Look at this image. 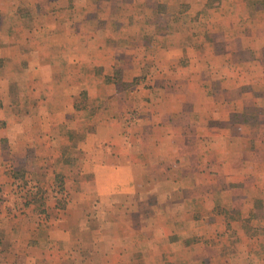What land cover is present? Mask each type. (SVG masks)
Returning a JSON list of instances; mask_svg holds the SVG:
<instances>
[{
  "label": "rangeland",
  "instance_id": "rangeland-1",
  "mask_svg": "<svg viewBox=\"0 0 264 264\" xmlns=\"http://www.w3.org/2000/svg\"><path fill=\"white\" fill-rule=\"evenodd\" d=\"M58 1L0 0V210L22 214L31 207L34 215L25 214L14 224L0 218L7 232L0 233V263L10 258L7 241L21 237L37 248L66 250L63 264H264V42L254 39L264 36V0H204L199 10L201 0H112L110 5L127 6L123 12L113 9V19L146 24L119 34L140 37L141 50L135 52L143 64L139 75L125 81L121 61L115 60L103 84L123 90H106L102 98L94 96L88 76L96 56L76 65L63 58L90 54L89 44H79L88 37L97 39L101 54L104 40L117 35L115 27L104 25L101 9L107 0H88L87 10L98 9L93 18L73 12L83 0H66V8H55ZM165 9L169 17L159 15ZM41 14L36 27L34 18ZM61 16L65 23L57 20ZM259 16L262 21L253 26ZM170 18L169 28H155L170 24ZM205 30L204 42L210 39L216 51L226 47L225 59H210L212 75L204 76L205 81L226 80L204 96L212 116L230 111L226 122L215 121L226 124V135L185 137L167 146L157 141L147 151L127 149L141 114L166 120L176 113L162 112L159 100L173 92L152 81L160 84L153 77L162 71L181 76L183 63L160 62L159 40L173 36L176 55L185 43L187 56L196 57L200 50L191 37L201 39ZM41 49L53 51L61 65L70 64L65 76L49 68L50 75L72 88L60 94L52 86L45 93L48 106L45 95L31 91V80L38 87L37 76L17 62L25 58L20 54L33 56ZM221 69V75L213 73ZM160 79L171 88L177 83ZM135 85L144 89L141 95L133 91ZM179 115V123L170 124L186 133L189 120L202 113L188 101ZM177 144L181 151H175ZM13 226L38 230L31 239L32 234L13 232Z\"/></svg>",
  "mask_w": 264,
  "mask_h": 264
},
{
  "label": "crops",
  "instance_id": "crops-1",
  "mask_svg": "<svg viewBox=\"0 0 264 264\" xmlns=\"http://www.w3.org/2000/svg\"><path fill=\"white\" fill-rule=\"evenodd\" d=\"M58 0H55V3ZM124 1H128V0H124ZM58 2H60L61 4H57L55 8H66L67 6V1L65 0H59ZM110 2H112V0H107V5L102 6V13H103V17L105 18V26H111L112 28H116L117 29V35H113L111 34L107 39V41L104 40V42L106 43V45L102 46L100 48L101 50V54L97 52V48H98V43L96 45V38H91L88 37V40L82 39L81 41H79V44H89V49L88 52L90 54H86V55H82V54H74L72 56L68 55V59L63 58L64 61L67 62V60H74V65H76V63L81 62L82 58L88 59L91 58V56H96V60L95 62L91 65L92 67H90V75L91 78H93V84H92V90L95 91L94 96L98 97V98H102L105 91L108 90H113L115 92H120V89L117 85L112 84V83H108V84H103V79H104V75L108 76L110 74H112V69L110 70L108 69L111 65H113L115 63V60L117 61H121L118 62V64L120 65V69H122V79L125 81H131L132 78L136 75H139V72L141 70V66L143 64L141 57H139V59L141 58V60L138 62L136 61L138 58H136V52L135 51H140L141 49V40L139 36H131V35H119L121 32H124V29H126L127 34H129V28L131 27H136L138 29L140 28H145L146 24L145 22L143 23H138V21L133 20V21H129V22H125V20H127V18L125 19L124 17L120 18V17H116V20L113 19V9L116 12H123L127 6L124 3H112V5H110ZM201 5H196L197 9L199 10L201 7H203L204 4V0H201ZM79 4V7L77 6H73L72 10L73 12H75V14H83V15H87V16H91L93 18V16L95 15L93 12L98 11V9H86V6H90V4L88 3V0H83V1H79L77 2ZM100 3H104V0H101ZM109 3V4H108ZM188 3H190V6H192V1H189ZM74 5V4H73ZM116 5V6H115ZM112 6V7H111ZM242 6V5H241ZM241 9L243 8L244 10V6L240 7ZM220 9V7L218 8ZM44 10V9H42ZM62 10V9H61ZM64 11V10H63ZM167 15L169 17V12L167 11V9H165L164 11H160L159 15ZM61 15V14H60ZM261 15V14H260ZM59 16V12L58 14L55 16L57 17ZM63 16V15H62ZM58 17V21L60 20L61 22L65 23L66 18L65 17ZM42 17V14L37 16L36 18H34L35 20V24L37 27V20H40V18ZM46 18V16H45ZM173 18V16L171 17ZM171 18H170V24L167 23H157L158 28L162 27V28H169V26L171 25ZM110 19V20H109ZM261 20L260 16L258 18H256L255 20H252V25L253 26H258V21ZM88 21H91V19H89ZM262 21V20H261ZM186 22V21H185ZM263 22V31L262 34H264V21ZM19 24V22L17 21V25ZM94 25V23H92ZM129 24V25H128ZM251 26V25H249ZM95 27V25H94ZM206 31V32H205ZM201 37V39L197 38L196 36H192L191 38L196 40V43H194L192 41V44H195L196 47L199 48V52H197V56H193V57H189V55L187 56V54L185 53V48L186 46L184 45L185 43H182V48H180L181 52H179V54L176 55L175 53V49H176V44H178L177 41H174V39H171L173 36H158L155 35V39L156 38H162L159 41V45L161 46V48L159 49L160 55L163 56V58H158L160 60V62H162L163 64L167 65V64H171V63H175V65H177L178 63H183V67L180 69L179 74H182L181 76L178 75H166L164 71H162L160 74L156 75L155 79H158L160 81V84H156V82H153L152 86H160L162 88H160L161 90H170L173 93H178L177 97L178 99H176L173 96V93L170 94L169 98H165V96L162 97V99L159 100V104L161 105V107H164V109L162 110V112H176L174 114H170L168 117H166V120H163L161 118V115L158 114H154L152 115V113L150 114H141L142 116L140 117V119L138 120L137 123V130L138 133L136 134V136H131L130 141L126 142L125 146L127 149L134 151L136 150H143V151H147V146L151 145L152 147H154L155 143L157 141H164V146H167L168 144L173 142H178V140L180 139H185V137L187 139H207L209 138V136L212 135L213 138L219 139V137L221 136V138H223V135H226L225 133V127L223 124V126H218L216 125L215 121L217 122H226L228 113L230 111H227L225 114L221 115L220 117H215L212 116L210 112H208L211 108V106H208L207 100L204 97L206 94H208L209 91L214 90L215 88H218L220 85L225 86L223 83H225V81H220V77H217V81L215 82L214 80H208L205 81L204 80V76L205 78L209 79L208 77H210L212 75V69L211 66L209 65V60L212 59L214 61L216 60H222L225 59V54H224V50H225V46H223V51H221L220 49L218 51H216V49H218L217 47L215 48V44L211 43L210 39H207V42H204L205 39V35L207 36V33L209 32V30H205ZM260 29H257L256 32L258 33V35L260 34ZM151 32V31H150ZM190 35H186L185 40H188V38H190ZM141 36V35H140ZM108 37V36H107ZM133 38V39H131ZM167 38V39H165ZM209 38V36H208ZM256 41L257 40H261L262 42H264V36L263 38H261V36H258L256 38H254ZM203 40V41H202ZM18 41V40H17ZM43 42V41H42ZM144 42V41H143ZM164 42V43H163ZM183 42V39H182ZM30 43V42H28ZM76 43V42H75ZM74 43V44H75ZM153 43V42H150ZM110 44V45H109ZM263 44V43H262ZM62 45L64 46V42H62ZM137 45L139 47H137ZM212 45V46H211ZM159 46V47H160ZM214 48V49H213ZM2 49V48H1ZM126 51V52H124ZM158 51V50H157ZM157 51H155V53H157ZM30 51H27L23 54H20V56L25 54V58L24 59H19V57H17L19 61H17L20 65H22L24 68V70L27 73H32L35 74V76H37V80H35V82L37 83L38 87L34 88V84H32V80H31V91L33 90L34 92L39 91L38 93H42L43 95H45V93H49L50 90L52 89V86H57V92L58 93H66L68 91L71 90L72 87L70 86H66L65 83L63 81H58V77L56 78L54 76V74L50 75L48 73L49 68L52 71H57V75L61 76V75H66L67 74V70L66 68H68L70 66L69 63H64V65H61L59 63L58 60V55H55V53H53V51H47L44 49L38 50L33 56H30ZM81 53V52H80ZM123 54V55H121ZM126 54L133 60L129 59L126 61V58H124V56H126ZM123 56V58H121ZM64 57H66L64 55ZM145 58V57H144ZM147 59V58H145ZM151 60H154V54L153 56H151L150 58ZM58 61V62H57ZM121 64H123L121 66ZM208 70H205L204 68H206ZM116 68V67H114ZM180 68V67H179ZM218 75L222 74V69L220 72H218V70L216 72ZM76 74V72L74 73ZM169 77L171 79H175L177 80L176 85H174L173 88L171 87H167V81H162L160 78L163 77ZM51 78L52 82L48 81V78ZM99 77V78H98ZM151 82V84H152ZM215 83L217 85H215ZM219 83V85H218ZM111 86H113L111 88ZM139 86V85H138ZM138 86H134L133 87V91H139L137 92L138 95H141L144 89L140 88L138 89ZM135 87H137V89H135ZM111 88V89H110ZM153 89H156L154 87H152ZM128 91V88H127ZM152 91V90H151ZM137 93H135V95H137ZM50 94V93H49ZM46 96V95H45ZM66 97V94H65ZM106 98H108V96H106ZM181 99V100H180ZM48 100V96L45 97V102ZM181 101L180 103H178V101ZM191 101L194 103V108L195 109H199V111H201L202 115H198L196 117V119H190L189 120V124L191 125L190 128H187V132L185 133L183 130V127L181 128L180 126H173L171 123V121H174V123H176V125L179 123L180 120V116L179 112L181 111V107L183 104H185V102ZM43 101V102H44ZM39 103V101H37ZM45 102H44V106H45ZM177 102V103H175ZM37 103V104H38ZM139 103V101L133 102V104H137ZM46 105L48 106L47 102ZM144 109V108H143ZM175 118V119H174ZM196 120H201V121H196ZM211 122H214L211 125ZM160 123V125L157 126V124ZM188 123V122H187ZM136 129V127H135ZM227 131V130H226ZM134 133V132H133ZM132 133V134H133ZM2 139V134L0 132V140ZM146 145V149H144L143 147ZM178 147L175 149V151H181L183 149L182 146H179V144H177ZM182 145V144H181ZM156 147V146H155ZM135 148V149H133ZM172 151V150H171ZM23 154H25V151H22ZM2 154V152L0 151V155ZM232 155H240V151H232ZM218 159V158H217ZM263 169V168H261ZM1 184V183H0ZM25 213L22 214H18V212L15 213H8V215H5L1 210H0V218L5 217L6 219L10 220L13 224L16 223L15 221L22 218L25 214L28 215H33L32 213V209L31 207L25 208L23 210ZM7 216V217H6ZM34 216V215H33ZM36 216V215H35ZM29 217V216H28ZM3 221V220H1ZM12 227V226H11ZM13 232H16L18 234H27L29 236L32 237L31 239H33V234H35L34 230H38L37 228H35L34 226L32 227H24L22 230V227L20 226L19 228L17 226H13ZM26 231V233H25ZM0 233L5 234L7 233L6 231H3L2 228H0ZM37 234V233H36ZM40 238V237H37ZM38 240V244L41 243V241L39 239ZM37 243V242H36ZM42 246V245H39ZM11 247L13 248V250H11ZM1 249V247H0ZM39 253H38V252ZM9 259H6L3 263L4 264H63L64 262V255L66 250H61L60 248L57 247V249H51V250H47V249H42V248H37V246H32L30 244H28V240H23L21 237L18 238V240L13 243L8 240L7 241V253H10ZM2 264V263H0Z\"/></svg>",
  "mask_w": 264,
  "mask_h": 264
}]
</instances>
